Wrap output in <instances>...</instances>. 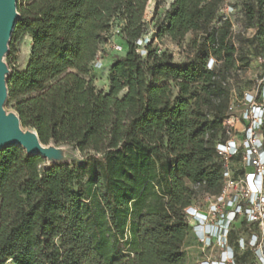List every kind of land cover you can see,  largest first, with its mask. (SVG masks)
Masks as SVG:
<instances>
[{
  "label": "trees",
  "instance_id": "obj_1",
  "mask_svg": "<svg viewBox=\"0 0 264 264\" xmlns=\"http://www.w3.org/2000/svg\"><path fill=\"white\" fill-rule=\"evenodd\" d=\"M149 1L17 0L8 56L27 35L30 58L9 68L5 106L44 145L87 158L48 167L21 146L0 150V264H186L185 210L224 186L217 144L229 138L230 79L242 59L233 16L264 41V0H241L239 10L227 0H174L141 46ZM116 18L128 51L105 91L91 67ZM188 35L198 50L184 62L152 47Z\"/></svg>",
  "mask_w": 264,
  "mask_h": 264
},
{
  "label": "rangeland",
  "instance_id": "obj_2",
  "mask_svg": "<svg viewBox=\"0 0 264 264\" xmlns=\"http://www.w3.org/2000/svg\"><path fill=\"white\" fill-rule=\"evenodd\" d=\"M235 4L236 9L239 10L241 0H227ZM157 0H150L146 14V28L143 33L141 46L145 45L153 36L158 24L162 21L164 14L169 7V0H163L162 5L158 10L155 9ZM233 37L236 46L239 50V59L233 70V76L230 79L233 84L232 103L235 107V115H239L240 110L245 106L243 100L245 93L256 94L264 85V41L256 37L257 28L250 23L242 20L238 13L233 16ZM123 22L116 18L112 22L111 31L108 35V40L101 44L97 59L93 62L91 67L90 78L98 89L105 91L109 88L111 66L114 61L124 56L128 51L127 43L122 39L121 31ZM29 36H22L15 45L14 52L8 56L4 55V62L10 68L11 66L17 69H24L30 58ZM153 48L166 50L173 54L175 61L184 62L189 59L192 54H196L198 47L194 46L192 35H188L182 45L172 42L168 37L156 39L152 44ZM248 64L245 66V64ZM259 94V93H258ZM7 110H11L5 106ZM237 135H242L244 125L241 121L235 120V127ZM53 150V154L46 160L45 165L55 163H80L87 158L85 155L68 148L67 146H47ZM234 176L239 179V173L242 170V160L230 162ZM239 185L230 188L227 192L226 198L217 206V212H213L214 201L208 194H199L194 206L197 210L207 215V221L216 224L229 223L230 229L229 243L234 247L236 256L240 264H258L254 251L249 248H239L238 241L240 238L245 240L251 236L252 233L260 234L264 237V232L259 224L249 223L243 214H236L230 209L231 202L238 204H246L248 194L245 186ZM222 215H225L223 218ZM191 231L183 246L186 264H203L204 262H215L225 257L226 247L220 238L201 239L198 236V231L195 229L197 220L194 217L189 218Z\"/></svg>",
  "mask_w": 264,
  "mask_h": 264
},
{
  "label": "built area",
  "instance_id": "obj_3",
  "mask_svg": "<svg viewBox=\"0 0 264 264\" xmlns=\"http://www.w3.org/2000/svg\"><path fill=\"white\" fill-rule=\"evenodd\" d=\"M234 8L226 3L222 9L225 17H228ZM142 44V40L139 41ZM214 59L209 60V67L212 68ZM259 93V94H258ZM245 106L240 110L239 115L234 114V104L229 108V116L224 125L228 129L229 138L217 144V152L224 160V186L218 195H209L214 201L213 212H217V206L226 198L227 192L242 182L248 194L246 204L231 202L234 217L236 214H243L246 220L252 224H259L264 232V85L256 94L245 93ZM235 120L241 121L244 125L242 135H237ZM241 155L243 162L239 179L234 176L230 162L234 156ZM187 216L197 220L195 229L201 239L220 238L226 247L225 257L215 262H204L203 264H239L234 247L229 243V223L216 224L207 221V215L200 213L194 205L186 208ZM225 218V215H222ZM239 248L249 247L254 251L258 264H264V237L252 233L246 240L240 238Z\"/></svg>",
  "mask_w": 264,
  "mask_h": 264
},
{
  "label": "water",
  "instance_id": "obj_4",
  "mask_svg": "<svg viewBox=\"0 0 264 264\" xmlns=\"http://www.w3.org/2000/svg\"><path fill=\"white\" fill-rule=\"evenodd\" d=\"M19 18L17 0H0V150L18 145L28 154H40L47 160L53 154V150L47 146L57 145L41 143L35 130L23 128L16 112L5 108L8 97L6 77L10 69L3 58L9 52V42ZM53 164L54 160L47 166Z\"/></svg>",
  "mask_w": 264,
  "mask_h": 264
},
{
  "label": "crops",
  "instance_id": "obj_5",
  "mask_svg": "<svg viewBox=\"0 0 264 264\" xmlns=\"http://www.w3.org/2000/svg\"><path fill=\"white\" fill-rule=\"evenodd\" d=\"M174 0H169V5L173 2ZM29 46H30V43H31V39L29 40Z\"/></svg>",
  "mask_w": 264,
  "mask_h": 264
}]
</instances>
